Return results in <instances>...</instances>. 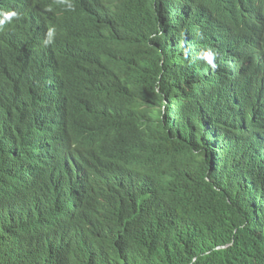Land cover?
<instances>
[{
	"label": "trees",
	"instance_id": "obj_1",
	"mask_svg": "<svg viewBox=\"0 0 264 264\" xmlns=\"http://www.w3.org/2000/svg\"><path fill=\"white\" fill-rule=\"evenodd\" d=\"M241 5H257L251 39ZM262 5L0 0V264H264ZM208 50L215 69L198 58ZM26 58L42 75L35 86ZM53 103L78 139L115 121L120 136H99L96 155L161 204L146 201L119 227L66 180L70 214L22 221L16 201L65 138L51 127Z\"/></svg>",
	"mask_w": 264,
	"mask_h": 264
},
{
	"label": "clouds",
	"instance_id": "obj_2",
	"mask_svg": "<svg viewBox=\"0 0 264 264\" xmlns=\"http://www.w3.org/2000/svg\"><path fill=\"white\" fill-rule=\"evenodd\" d=\"M14 15V13L6 14ZM13 21L6 20L5 25H10ZM44 46L50 47V27L46 26L44 30ZM202 58L211 68L215 69V55L211 50L203 54ZM2 60V59H1ZM28 66L22 62V73L29 75L30 82L33 86L38 82V77L42 75L32 66V61L26 58ZM2 61H0V64ZM67 93V92H66ZM64 94H58L57 100L67 101ZM53 113L50 116L51 127L57 132H63V136L58 144L59 150L55 152L52 164L44 163L41 166V174L37 177L36 188L33 194L27 195L25 198L17 200V203H23L25 212L22 221L31 224V218L49 219L60 216L63 212L70 214L72 204L68 198L64 199L67 194L63 190L67 186V181L73 186V190L77 196L87 195L98 203V214L103 215L105 208L115 212L112 222L116 226L125 224V218H128V212H138L141 210L146 201H151L157 205L161 204V199H157L151 195L150 191L143 192L144 181L139 178L124 177V173L110 167L107 163L96 155L99 149V136L104 141L113 140L115 142L116 135L120 136V126L113 120H108L103 126L92 129L86 133L93 138L91 146L87 149L86 142L83 144L84 137L78 139L75 136L74 128L71 129L72 119L67 116L64 120H60L61 114L58 111V105L53 103ZM9 120L7 114L4 117L0 111V127H6ZM67 157V158H66ZM109 162V161H108ZM155 162V161H148ZM151 167L149 163L147 167ZM154 167V166H153ZM67 180V181H66ZM58 199H64L57 202ZM107 232L121 233L123 229L117 227H107Z\"/></svg>",
	"mask_w": 264,
	"mask_h": 264
},
{
	"label": "bare ground",
	"instance_id": "obj_3",
	"mask_svg": "<svg viewBox=\"0 0 264 264\" xmlns=\"http://www.w3.org/2000/svg\"><path fill=\"white\" fill-rule=\"evenodd\" d=\"M259 2H261V1H259ZM259 2H258V4H259ZM255 6H257V5H255ZM255 6H252V7H250L249 9V11L248 12H246V11H244V8H245V6H243V5H241V8H240V11H242V15L243 16H245V15H247L248 17H249V20H250V27H251V35H250V39L252 38V36H253V34H254V24H255V17H256V14H255V11L253 10L254 9V7ZM262 6H264V5H262ZM216 43V42H215ZM218 43V42H217ZM249 47H251V43H250V45H249ZM172 115V114H171ZM173 117V116H172ZM171 117V118H172ZM178 119V118H177ZM67 158V157H66Z\"/></svg>",
	"mask_w": 264,
	"mask_h": 264
}]
</instances>
